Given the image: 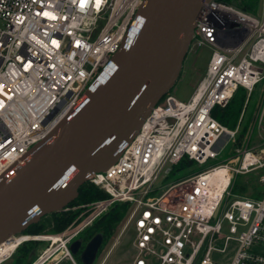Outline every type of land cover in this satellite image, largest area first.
Segmentation results:
<instances>
[{"label": "built area", "instance_id": "obj_1", "mask_svg": "<svg viewBox=\"0 0 264 264\" xmlns=\"http://www.w3.org/2000/svg\"><path fill=\"white\" fill-rule=\"evenodd\" d=\"M147 1L0 0V181L55 139L135 30ZM189 46L211 51L194 94L182 102L168 92L117 158L87 176L107 197L84 205L83 223L61 235L64 256L72 257L66 245L79 232L121 203L133 235L131 264H264V148L251 144L264 117V6L251 14L204 0ZM261 84L236 164L194 169L217 161L223 135L235 140ZM239 88L247 95L229 130L211 114ZM253 172L260 196L232 193L236 177Z\"/></svg>", "mask_w": 264, "mask_h": 264}, {"label": "water", "instance_id": "obj_2", "mask_svg": "<svg viewBox=\"0 0 264 264\" xmlns=\"http://www.w3.org/2000/svg\"><path fill=\"white\" fill-rule=\"evenodd\" d=\"M203 2L147 1L135 30L55 139L0 181V244L61 211L89 174L117 158L179 77Z\"/></svg>", "mask_w": 264, "mask_h": 264}, {"label": "rangeland", "instance_id": "obj_3", "mask_svg": "<svg viewBox=\"0 0 264 264\" xmlns=\"http://www.w3.org/2000/svg\"><path fill=\"white\" fill-rule=\"evenodd\" d=\"M262 2L263 0H260L259 6L256 9V13L262 12L264 6V3ZM2 25L3 24H1L0 22V28H2ZM210 54V49L206 47H190L188 49L182 62L179 77L170 90L171 95H174L176 99L182 102H186L190 99V97L194 94L195 88L203 78L202 76L206 71ZM261 89L262 84L258 85L255 88V91L252 94L251 102L247 108L248 110H246L241 125L238 128L235 140H230L228 135L226 134L223 135L217 143V148L221 150V155L217 159V161H209V163L203 167L194 165V169L201 170V168L216 164L219 161L230 162L233 165L236 164V155L241 150L242 141L247 131L252 126V116L256 107V100L259 98ZM261 125L263 129L258 125V123L254 126L251 136V144L257 146L258 149L264 148V144L262 145V141H264V117L261 121ZM233 129L235 130V128ZM181 174L182 172L178 174L175 173L171 178L175 180ZM241 184L247 186V192L241 193V195L247 194L250 196L252 194L258 193L259 188L256 185V173L253 172L249 175L237 176L233 185L232 193L237 194L236 192H234V188H239ZM67 204V207L63 211L59 212L58 214H52L56 215L55 217H62L67 215L72 217V220L65 227H63V229L59 230L55 228L54 225L45 223V227L39 232L38 235H28L26 233H23L21 235L39 236L40 238L46 236H61L65 230L75 229L80 226L88 216L89 212L85 211L87 207L84 206L88 203L78 204L75 198L72 202H69ZM107 212L109 211H106L100 217L105 215ZM127 213L121 220L115 222L112 225V231L106 241L103 242L102 239H100V236L102 237L101 234H96L91 239L84 240V232L86 231V229H88V227H86L80 233V235H77V237H81L82 240L80 238H76L73 240V242H69L66 246L68 251L73 256H75V262L77 264H131L134 256V249L132 247L133 235L131 231H129V229L125 227ZM52 215L45 216V218L43 217L41 219H51ZM91 225L93 226V224ZM91 225H89V227H91ZM61 243L58 242L54 245L46 240L36 242H31L30 240L21 244L4 264H28V261L30 262V264H52L54 259L63 254ZM19 248L22 249L18 251ZM30 248L32 249L30 254L26 255ZM230 253L231 249H229L225 256H228ZM83 256H86V258H83Z\"/></svg>", "mask_w": 264, "mask_h": 264}, {"label": "trees", "instance_id": "obj_4", "mask_svg": "<svg viewBox=\"0 0 264 264\" xmlns=\"http://www.w3.org/2000/svg\"><path fill=\"white\" fill-rule=\"evenodd\" d=\"M219 1L232 4L251 14H257L256 9L260 3V0H219ZM246 95L247 94L245 90L239 88L234 94L233 98L225 107L220 109L219 107H216L215 109H213L211 114L212 117L216 119L219 123L223 124V126H225L227 129L233 130V128L236 127ZM184 165H185L184 163H181L180 167H183ZM233 185H232V190H233ZM246 190H247V186H245L244 184H241L239 188L236 187L234 188V192H236L239 195H241V193L247 192ZM246 195L247 194H245L244 196ZM250 196H252V198H258L260 194L257 193V194H252ZM105 197L107 196L103 192L95 188L93 185L89 183H84L78 190V196L76 197V201L78 204H86V203L94 202L99 199H103ZM127 212H128V205L121 203L113 205L110 208L109 212H107L102 217L98 218L93 223V226L91 225V227H88V229H86V231L84 232L83 239L88 240L91 239L96 234H101L102 241L103 242L106 241L112 231V225L115 222L121 220ZM55 216L56 215H52L51 219H40L39 222L32 224L24 233L28 235H38L39 232L48 223L54 225L55 228L61 230L72 220V217L69 215L62 217H55ZM31 242H36V241H31ZM20 249L22 248H19L18 251H20ZM31 250L32 249L30 248L26 255H29ZM28 264H30L29 261Z\"/></svg>", "mask_w": 264, "mask_h": 264}, {"label": "bare ground", "instance_id": "obj_5", "mask_svg": "<svg viewBox=\"0 0 264 264\" xmlns=\"http://www.w3.org/2000/svg\"><path fill=\"white\" fill-rule=\"evenodd\" d=\"M67 205L68 204L63 206V208H61V211H63L67 207ZM10 239L11 240L5 241L3 244L0 245V261L2 259L6 258L7 256L11 255V253L21 244L28 242L30 240L32 241L34 239H35V241L36 240H38V241L46 240V241L51 242L54 245L57 244L58 242H62L61 245L63 246V240H61V236H59V235H57V236H46V237H42V238H40V237L31 238V237H28L27 235H19L16 237H12Z\"/></svg>", "mask_w": 264, "mask_h": 264}, {"label": "crops", "instance_id": "obj_6", "mask_svg": "<svg viewBox=\"0 0 264 264\" xmlns=\"http://www.w3.org/2000/svg\"><path fill=\"white\" fill-rule=\"evenodd\" d=\"M71 256L72 257L70 258V257L64 256L63 254L59 255V257L53 260L52 264H77L74 260L75 256H73L72 254Z\"/></svg>", "mask_w": 264, "mask_h": 264}, {"label": "flooded vegetation", "instance_id": "obj_7", "mask_svg": "<svg viewBox=\"0 0 264 264\" xmlns=\"http://www.w3.org/2000/svg\"><path fill=\"white\" fill-rule=\"evenodd\" d=\"M81 232H82V231H81ZM81 232H79V233H78V235H80V233H81ZM76 238H80V239L82 240V238H81V237H76ZM76 238H75V239H76Z\"/></svg>", "mask_w": 264, "mask_h": 264}]
</instances>
